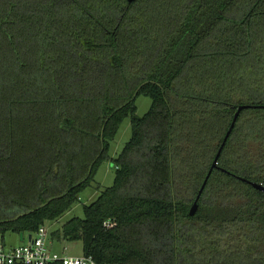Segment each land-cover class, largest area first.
<instances>
[{
    "label": "trees",
    "instance_id": "obj_1",
    "mask_svg": "<svg viewBox=\"0 0 264 264\" xmlns=\"http://www.w3.org/2000/svg\"><path fill=\"white\" fill-rule=\"evenodd\" d=\"M129 118L114 184L51 238L97 264H264V0H0V241L70 212Z\"/></svg>",
    "mask_w": 264,
    "mask_h": 264
},
{
    "label": "rangeland",
    "instance_id": "obj_2",
    "mask_svg": "<svg viewBox=\"0 0 264 264\" xmlns=\"http://www.w3.org/2000/svg\"><path fill=\"white\" fill-rule=\"evenodd\" d=\"M152 101L150 98L141 96L137 100V115L144 116L150 109ZM132 129L131 120L126 119L122 124L118 135L115 140L111 143V149L109 152V160H107L99 169L95 182L93 185L87 189L80 198L79 203L68 213H66L59 221L55 223H49L47 230L49 233V242H53L54 251L64 254L66 256L81 257L83 255V244L81 242L69 243L65 241H55L51 238V234L57 230H61L62 227L73 218H84V205H89L97 199L100 195L98 187L101 190L111 187L114 184L115 174H116V164L114 159H116L122 150L124 149L126 143L131 139ZM5 243L11 246L21 245L23 242L20 241L19 236L9 233L5 237Z\"/></svg>",
    "mask_w": 264,
    "mask_h": 264
},
{
    "label": "built area",
    "instance_id": "obj_3",
    "mask_svg": "<svg viewBox=\"0 0 264 264\" xmlns=\"http://www.w3.org/2000/svg\"><path fill=\"white\" fill-rule=\"evenodd\" d=\"M22 242L11 246L0 241V264H97L92 256H66L51 249L54 246L49 242L46 227H41L34 235H24Z\"/></svg>",
    "mask_w": 264,
    "mask_h": 264
},
{
    "label": "water",
    "instance_id": "obj_4",
    "mask_svg": "<svg viewBox=\"0 0 264 264\" xmlns=\"http://www.w3.org/2000/svg\"><path fill=\"white\" fill-rule=\"evenodd\" d=\"M129 1L132 2L133 0H129ZM250 107H252V106H241V107H239V109H238V111H237V113H236V115H235V118H234V120H233V122H232V124H231V127H230V129H229V131H228V133H227V135H226L224 141H223V144H222L220 150H219V153H218L217 157L215 158V161H214V164H213V168H216V167L218 166L219 156H220V154H221V152H222V149L224 148V146H225V144H226V142H227V140H228V138H229V136H230V134H231V132H232V130H233L235 124H236V121H237V119H238V116H239L240 112H241L242 110H244V109H246V108H250ZM211 171H212V169H211ZM211 171L209 172V174H208V176H207V178H206V180H205V182H204V184H203V186H202V188H201V190H200V192H199V194H198V196H197V198H196V200H195V202H194V204H193V206H192V208H191V210H190V215H191V216H195L196 213H197V211H198V208H199V204H198V203H199V199H200V197H201L202 192H203L204 189H205V186H206L207 181H208V179H209V177H210ZM251 184H252L256 189L261 190V191H264V186H262L261 184H257V183H254V182H252ZM31 237H32V236L30 235V236H29V239H31ZM19 238H20V241H21V242L24 241V234H20Z\"/></svg>",
    "mask_w": 264,
    "mask_h": 264
}]
</instances>
